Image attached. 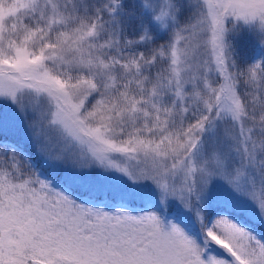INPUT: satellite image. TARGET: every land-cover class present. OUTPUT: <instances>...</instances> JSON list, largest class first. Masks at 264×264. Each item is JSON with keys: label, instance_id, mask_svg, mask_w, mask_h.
I'll list each match as a JSON object with an SVG mask.
<instances>
[{"label": "snow or ice", "instance_id": "snow-or-ice-1", "mask_svg": "<svg viewBox=\"0 0 264 264\" xmlns=\"http://www.w3.org/2000/svg\"><path fill=\"white\" fill-rule=\"evenodd\" d=\"M0 264H264V0H0Z\"/></svg>", "mask_w": 264, "mask_h": 264}]
</instances>
